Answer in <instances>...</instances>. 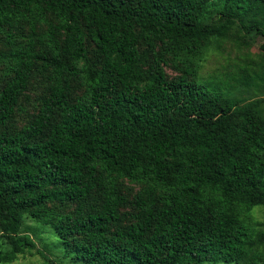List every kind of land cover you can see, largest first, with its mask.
<instances>
[{"label": "trees", "instance_id": "1", "mask_svg": "<svg viewBox=\"0 0 264 264\" xmlns=\"http://www.w3.org/2000/svg\"><path fill=\"white\" fill-rule=\"evenodd\" d=\"M252 30L264 0H0V264L26 218L83 264H264V44L200 79Z\"/></svg>", "mask_w": 264, "mask_h": 264}, {"label": "rangeland", "instance_id": "2", "mask_svg": "<svg viewBox=\"0 0 264 264\" xmlns=\"http://www.w3.org/2000/svg\"><path fill=\"white\" fill-rule=\"evenodd\" d=\"M219 16L220 15H218V17ZM243 35L246 44L241 48H239L235 42L224 40L219 48L213 49L210 52L206 61L203 63L200 77L202 81L213 80V77L216 76L224 80L228 74L234 71L236 63L242 61L244 54H248L250 58L255 60L260 58L262 54L261 46L264 44V35L257 30L245 32ZM1 47H4L3 44ZM168 72L171 76L177 73L171 67H168ZM255 91L254 88L248 90L246 95L251 99L255 97L253 96ZM237 94L238 96L245 95V93L240 91L237 92ZM31 96L33 97L30 99V102L24 100L26 111L20 116V121L33 112V99L35 98V94H31ZM127 185L130 187V189L127 190L129 195H132L139 188L131 184V182H128ZM254 218L257 221H264L263 207H258L254 210ZM25 227L28 230V234L34 239L36 244L35 247L27 249L24 253L19 254L14 261L1 264H49L45 256L57 260L59 264H83L80 261L72 260V255L66 256L63 247L59 244V240L50 226H43L33 221L31 218H26ZM1 243L2 241L0 240V244ZM219 264L223 263L220 262Z\"/></svg>", "mask_w": 264, "mask_h": 264}]
</instances>
